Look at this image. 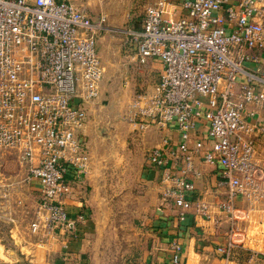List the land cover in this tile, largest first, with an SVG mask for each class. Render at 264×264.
I'll return each instance as SVG.
<instances>
[{
	"label": "built area",
	"instance_id": "obj_1",
	"mask_svg": "<svg viewBox=\"0 0 264 264\" xmlns=\"http://www.w3.org/2000/svg\"><path fill=\"white\" fill-rule=\"evenodd\" d=\"M139 1L141 28L128 30L134 56L158 59L161 68L153 87L135 96L132 115L139 128L178 131L176 143L163 137L146 156L163 202L179 222L190 210L210 218V203L192 196L204 163L222 169L225 197L216 206L230 218L239 196L261 206L264 0ZM105 19L74 0H0V155L13 151L23 180L40 184L29 225L40 238L59 240L57 230L74 226L62 200L90 167L83 127L101 91L96 44ZM167 249L170 264H184L178 236ZM217 249L227 254L229 243ZM259 253L250 264L264 259Z\"/></svg>",
	"mask_w": 264,
	"mask_h": 264
},
{
	"label": "rangeland",
	"instance_id": "obj_2",
	"mask_svg": "<svg viewBox=\"0 0 264 264\" xmlns=\"http://www.w3.org/2000/svg\"><path fill=\"white\" fill-rule=\"evenodd\" d=\"M106 1H108V12L104 13L106 17L104 27L97 36L98 51L105 68L100 95L93 103L95 110L90 115L94 116L96 123L94 145L98 150L100 147H108L113 151L103 154L105 158L103 161L109 166L118 160L123 169L117 176L118 167L115 170L107 167L108 181L103 186L105 200L91 211L90 221L85 219L79 222L87 226L90 231L83 229L70 233L71 229H66L62 234H58L57 230L56 235L59 238L57 241L64 246L68 244L67 237L69 239L75 234L84 242L96 243L95 246L98 248L93 251L97 259L93 258L88 264H146L144 247L151 245L153 238L156 239L151 234L158 228L153 218L163 210V204L160 203V200H163L157 182L155 185L137 187L136 182L133 184L132 180L134 181L141 165L150 167L146 160L147 152L156 146L154 143L159 136L154 130L148 129L155 123L143 128L136 127L133 124L135 121L132 114L135 96L149 91L153 84L149 82L153 78L135 69L132 59L129 61L128 54L132 55L134 51L133 41L128 34L132 24L124 22L116 25L117 23L113 24L108 20L109 14L121 13V9L116 10L114 4L115 2L120 4V0L111 4L110 0ZM129 2L135 4L131 17L139 18V15L141 17L143 2L139 0H129ZM123 49L128 52H124ZM148 84L150 86L147 89ZM110 173L112 176L109 180ZM24 176L25 170L13 151L6 150L5 154L0 155V183L3 185L0 184V189L6 188V215L0 212V237L6 244V264H38L31 259L30 254L25 257L26 252L30 250L28 251V246L23 245L27 241L34 242L41 239L38 234L30 230V222L36 217L38 200H35L34 194H25L27 182L23 180ZM137 189L140 195H135ZM4 191V189L0 190V194ZM13 227L18 230L20 236L16 231L11 233L10 229ZM79 227L81 229L82 225ZM244 227L241 229L243 230ZM14 238L20 249L15 248ZM0 247H2L1 243ZM2 250L0 249V253ZM63 256L67 257L64 258L65 264H83L77 259H70V254L65 253ZM0 259L5 258L0 255Z\"/></svg>",
	"mask_w": 264,
	"mask_h": 264
},
{
	"label": "crops",
	"instance_id": "obj_3",
	"mask_svg": "<svg viewBox=\"0 0 264 264\" xmlns=\"http://www.w3.org/2000/svg\"><path fill=\"white\" fill-rule=\"evenodd\" d=\"M74 1L83 6L95 19L101 14L108 12V1L106 0ZM115 1L116 0H110V4ZM117 3L118 2L114 3L116 5V10L121 9V13L109 14V22L113 24L117 23L116 25H118V23L122 24L128 22L132 24L133 29L141 28L140 15L139 18H137V16L131 17L135 4H129V0H120V4ZM128 18L130 19L129 21ZM96 45L98 51V44ZM123 50L124 52H128L125 49ZM125 56L127 55L125 54ZM129 56V61H131V59L133 60L132 62H134L133 64L136 67L135 69L150 75V78L153 79L149 83L152 84L153 82L154 84L159 77L161 62L158 59H149L146 63L142 64L135 58L134 51L132 55L129 53L128 57ZM102 64H104L103 61ZM153 84L151 86L148 84L147 89L149 86L151 89ZM94 110L92 105L91 109L88 111V117L83 127L84 134L88 139V148L91 154L90 167L88 172L84 174V178L80 181L72 182L70 192L62 200V205L67 210L68 216L76 220L74 221V226L69 230L70 233L89 229L79 222H83L85 219L90 221L92 218L91 211L96 205H99L101 201L105 200V196H103L105 193L103 186L108 181L106 176L107 167H110L111 170H115L116 167H118L117 176L122 173L123 169L120 167L118 160H115L113 164H109L108 166V163L103 161V159H105L103 158V154L113 153V151L108 147H100L98 150L93 143L94 139H96V134L94 133L96 123L94 116H91L90 113ZM133 124L136 127L138 126L135 122ZM204 128L205 125L200 123L197 131L200 132L204 130ZM148 129L154 130L159 136L154 145L160 144L163 137H168L174 143L178 140V131L173 125L161 126L154 124L148 127ZM195 130L196 128L193 129V132ZM260 142L264 143V138H262ZM201 165L202 174L194 181L195 188L192 191V196L203 197L210 203V218L195 216L193 211L190 210L185 219L179 222L172 213L173 211L160 200V203L163 204V210L153 218L155 219L154 222L158 224V228L151 233L156 239L153 238L151 245H147L146 248L144 247V261L146 264H170V254L167 249V243L171 236H178L180 240L182 245V261L184 264H250L248 257L251 253L257 252L261 256L259 252H264V204H260L261 206L257 208H250L246 199L239 196L234 200V205L236 207L234 218H230L226 212L220 210L216 206V202L225 197V185L222 183L223 177L221 167L219 165H208L204 163H201ZM121 166H123V164ZM111 176L112 173L109 174V180ZM155 182H157L158 185L155 170L144 165L140 166L134 181L132 180V183L137 187L141 185V187L144 185H155ZM25 185V194H34L35 200H38L40 184L37 178H32L30 182H27ZM3 189L5 191L3 194H0V212L6 215V188L2 187L0 190ZM137 194L140 195L138 189L135 192V195ZM20 201L22 202V199ZM81 225L82 228L80 229L79 226ZM244 225H246V227H244ZM242 227H244L243 230L241 229ZM10 231L11 233L16 231L17 235H21L14 227L10 229ZM87 231H90V229ZM58 234H60V232ZM75 236L72 235L69 239L67 237V246H64L52 236H46L45 238L41 236V240L43 241H27L23 245L28 246L27 248L30 252H26L27 254H25V257L30 254L31 259L38 264H65L66 261L64 258L67 257H62L65 253L70 254V259H77L79 262H83V264H88L93 258L97 259V255L93 251V249L98 248L95 246L96 243L84 242L83 239L78 238L76 234ZM1 239L2 237H0V243L2 244L0 249L3 250L0 255L4 256L5 259H0V264H6V244ZM14 242L16 243L15 238ZM227 243H229L230 246L227 254L218 251L217 247L219 245H225ZM15 248L20 249L21 247L17 246L16 243ZM257 263L264 264V259L258 258Z\"/></svg>",
	"mask_w": 264,
	"mask_h": 264
}]
</instances>
